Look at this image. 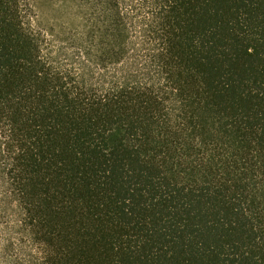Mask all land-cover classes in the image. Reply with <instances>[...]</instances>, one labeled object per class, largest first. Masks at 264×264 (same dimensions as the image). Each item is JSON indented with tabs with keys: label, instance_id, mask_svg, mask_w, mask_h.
<instances>
[{
	"label": "trees",
	"instance_id": "obj_1",
	"mask_svg": "<svg viewBox=\"0 0 264 264\" xmlns=\"http://www.w3.org/2000/svg\"><path fill=\"white\" fill-rule=\"evenodd\" d=\"M80 2L0 0V264H264V0Z\"/></svg>",
	"mask_w": 264,
	"mask_h": 264
},
{
	"label": "rangeland",
	"instance_id": "obj_2",
	"mask_svg": "<svg viewBox=\"0 0 264 264\" xmlns=\"http://www.w3.org/2000/svg\"><path fill=\"white\" fill-rule=\"evenodd\" d=\"M32 4L41 23L53 28L54 31H59L62 27L77 28L82 22L80 0H32ZM7 190L8 185L0 182V193L4 194ZM9 199L4 204L3 212L8 215V219L0 225V237H30L27 232L19 228L16 203L11 204V198ZM25 245L26 251H29V244Z\"/></svg>",
	"mask_w": 264,
	"mask_h": 264
}]
</instances>
